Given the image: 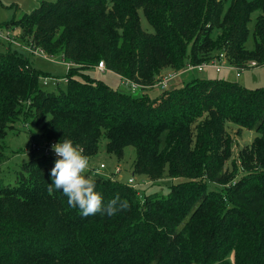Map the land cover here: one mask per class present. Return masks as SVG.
<instances>
[{
  "label": "trees",
  "instance_id": "1",
  "mask_svg": "<svg viewBox=\"0 0 264 264\" xmlns=\"http://www.w3.org/2000/svg\"><path fill=\"white\" fill-rule=\"evenodd\" d=\"M5 27L69 67L46 91L40 78L52 76L27 55L0 54V163L22 114L42 141L72 139L89 158L102 139L117 158L132 147V175L173 182L165 195L140 196L127 182L97 179L105 203L119 194L129 208L83 217L48 191L56 159L32 152L13 184L0 178V264H264V88L196 78L137 98L90 76L102 62L145 87L163 68L220 53L235 68L263 65L264 0H56ZM227 123L257 134L238 152L240 176L235 164L226 169Z\"/></svg>",
  "mask_w": 264,
  "mask_h": 264
},
{
  "label": "rangeland",
  "instance_id": "2",
  "mask_svg": "<svg viewBox=\"0 0 264 264\" xmlns=\"http://www.w3.org/2000/svg\"><path fill=\"white\" fill-rule=\"evenodd\" d=\"M54 1L56 0H0V33L4 34L9 30L8 32L10 33L11 38L19 44V46L14 43L8 44L6 41H3V39H0V54H4L6 51L16 50L17 52L27 55L30 58L32 67L41 72L49 73L52 78L58 79L64 77L66 74L67 68L64 63L59 60L55 61L54 59L45 58L39 52H35L34 54L29 53L24 47H22L25 44L20 41L21 39L19 40L21 33L20 30L17 28L12 29L5 27V25L10 21H17L24 14H28L33 9L37 8L41 2ZM141 23L144 30H150V27L142 16ZM103 67L105 68V66ZM182 71H179V75L167 81V88H179L183 85V83L190 82L192 79L196 78L226 80L249 90L264 88V64L253 68H245L243 71L238 72L239 76H236L237 71L233 69L230 71L222 69L219 73H216L213 69H205L202 72H198L196 70L186 72ZM171 72L175 71L173 69L163 68L157 74L154 84L145 87L125 81L122 78L119 79L115 74L107 71L101 72L99 70H93L90 71V76L98 81H101L111 89L135 95L137 98H141L144 93H146L149 98H154L157 97L163 90L159 88V80L163 78V75L165 76L167 73ZM179 72L176 73L178 74ZM42 80H40V85L46 91H52L55 87H57V83L54 81H47L48 84L44 85ZM64 84V81H62L60 86L64 88ZM60 86L58 87L60 88ZM140 107H143V105H140ZM149 108L153 111L154 107L152 106ZM226 132L231 140L232 152L231 157L226 163V169L230 172L235 164L240 176L241 173L239 172L242 169L238 162V152L245 147H249L257 134L254 130L249 131L240 129L236 125L230 123L226 124ZM39 133V126L34 124L28 125L26 116L22 114L19 121L12 125L2 142L6 149L4 159L0 163V178H2L4 182L13 184L14 177L16 172L19 170V166L28 162L31 158L30 153L33 152L31 146L33 144L42 145L46 142L44 140L42 141L39 137L37 138V134L39 135ZM105 144L106 140L102 139L98 153L90 158L91 174L95 176L96 179H114L126 183L128 178L133 177L135 184L134 188L140 196H142V193L150 194L153 192L165 195L168 187L173 182L171 179L165 177L164 179L157 181H150L147 176L132 175L133 162L135 159L134 149L132 147L125 148L122 157L117 158L115 155L106 153ZM100 164H103L104 167L99 169ZM116 168L120 169L118 174H115L114 172ZM228 259L231 260L230 258Z\"/></svg>",
  "mask_w": 264,
  "mask_h": 264
},
{
  "label": "clouds",
  "instance_id": "3",
  "mask_svg": "<svg viewBox=\"0 0 264 264\" xmlns=\"http://www.w3.org/2000/svg\"><path fill=\"white\" fill-rule=\"evenodd\" d=\"M57 159L50 172L48 191H60L67 197V204L78 209L83 217L107 215L112 217L127 210L129 203L119 194L104 202L103 195L96 190L97 179L91 174L90 158L82 147L72 139H62L51 146Z\"/></svg>",
  "mask_w": 264,
  "mask_h": 264
},
{
  "label": "built area",
  "instance_id": "4",
  "mask_svg": "<svg viewBox=\"0 0 264 264\" xmlns=\"http://www.w3.org/2000/svg\"><path fill=\"white\" fill-rule=\"evenodd\" d=\"M8 31H6L4 34L3 33H0V39H3V41H6L8 44H13L14 43L15 45L19 46V44L16 43L15 40H13L11 38L10 33ZM22 47H24L31 54H34L35 52H39L43 57L48 58L43 53H41L40 51H37V50L35 51L31 47H29V46L24 45ZM64 65L66 66V68L69 67L68 64H65L64 63ZM103 66H104L103 63L102 62H99L98 65H97V70H99L101 72L104 71L105 68ZM253 67H256V63L254 61H251V62H249L247 64V68H253ZM205 69H213L216 73H219L222 69H228V70L233 69V70L237 71L236 76H239V73L238 72L243 71L245 69V67H243V68H235V67H233L232 65H230V64L227 63V60H226L225 55L223 53H220L218 55V58L217 59L212 60V61L207 62V63L200 64V65L195 66V67L188 66L187 69L183 70L182 72L193 71V70H196L198 72H202ZM179 74H180V72L178 74L176 72H171V73H167L165 76L163 75L162 76L163 78H161L159 80V82H160L159 83V88H161L163 90L168 89L167 88L168 87L167 86V81L170 80V79H172V78H174L175 76H177ZM40 80H42V78H40ZM50 80L51 81H54L56 83L59 81V80L54 79V78H43L42 81H43V84L44 85H47L48 84L47 81H50ZM54 143H57V142H55L54 140H51L49 142L43 143L42 145L33 144L31 146V148H32V151L33 152L39 153V154H41L43 156L53 157V158L57 159L55 153L53 152V150L51 148V146ZM103 167H104L103 164H100L99 165V169L100 168H103ZM119 171H120V169L119 168H116L114 172H115V174H118ZM127 183L131 187H133V188L135 187L133 177L128 178L127 179Z\"/></svg>",
  "mask_w": 264,
  "mask_h": 264
},
{
  "label": "crops",
  "instance_id": "5",
  "mask_svg": "<svg viewBox=\"0 0 264 264\" xmlns=\"http://www.w3.org/2000/svg\"><path fill=\"white\" fill-rule=\"evenodd\" d=\"M226 70H228V69H226ZM228 71H230V70H228ZM181 77V76H180ZM178 78H179V76H178Z\"/></svg>",
  "mask_w": 264,
  "mask_h": 264
}]
</instances>
